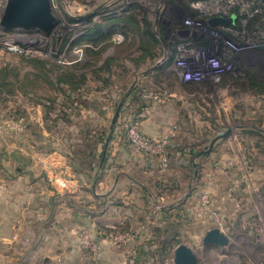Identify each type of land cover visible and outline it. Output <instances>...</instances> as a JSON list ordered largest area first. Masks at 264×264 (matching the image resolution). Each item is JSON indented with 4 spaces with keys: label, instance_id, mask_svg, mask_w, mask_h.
<instances>
[{
    "label": "crops",
    "instance_id": "crops-1",
    "mask_svg": "<svg viewBox=\"0 0 264 264\" xmlns=\"http://www.w3.org/2000/svg\"><path fill=\"white\" fill-rule=\"evenodd\" d=\"M121 1L98 3L94 11L104 8L95 15L97 17L92 16L93 23H67L65 29L73 28L75 38L82 36L80 40L84 45L99 49L102 43L95 45L83 35L88 33L86 29L100 27L106 32L112 26L122 27V21L104 20L113 11L116 13ZM100 14L104 19L97 21ZM85 18L90 17L85 14L74 19ZM147 22L152 26V36L136 35L129 39L130 47L124 45V41L102 52L97 63L86 72V84L78 92L71 95L67 85L60 86L65 95L64 106L61 107L59 101L60 104L51 107L45 100L37 107L29 106L23 118L29 127L26 137H0V264H80L86 256L80 247L83 227L92 233L108 227H128V231L136 233V240L122 247L106 241L101 264H125L134 249L139 250L144 258L140 264H144L167 232L179 231V226L186 225L187 221H200L212 224L206 232L219 228L226 234L213 213L224 216L221 222L226 217L231 218V214L238 213L239 217L240 206L252 205V197L259 200L264 195V160L258 141L264 136V94L248 96V100L254 99L253 109L244 111L241 117L254 118V124L260 125L257 130L253 132V128L242 126L218 140L211 152L197 157L218 137L215 130L212 134L207 120L192 115L196 106L208 113L200 100H209V94L199 92L198 87H182L177 74L172 76L171 49L175 42L165 35L164 29L166 33L167 29L161 19ZM139 26L144 27L141 20ZM156 55L158 58L153 60ZM72 56L80 65L91 60L84 51L81 59L74 52ZM120 76L123 80L118 84ZM173 78L174 88L168 90L178 97L174 95L171 102L144 103L131 97V93L138 90L167 86ZM175 87L180 89L177 91ZM223 89L228 91L229 87ZM119 105L122 108L112 131L111 123ZM48 106L54 111L48 112ZM146 108L149 110L140 131L147 137L170 139L172 155L167 171L161 170L156 157L130 152L124 121ZM248 134H254L256 142L252 143ZM227 161L234 166L229 167ZM195 162L198 178L194 179L191 190L189 185L185 197H179L176 190H184L180 182L185 173L194 174ZM218 165L225 170L219 178L220 186L210 211L201 220L188 219L184 212L196 204L200 185ZM244 176L249 181L229 199L225 191ZM166 178L173 180L172 190L167 186L169 189L162 195L157 183H163ZM159 197H164L165 202L173 197L175 200L158 211L154 202ZM169 217L176 223H171ZM158 234L161 236L157 237Z\"/></svg>",
    "mask_w": 264,
    "mask_h": 264
},
{
    "label": "rangeland",
    "instance_id": "rangeland-1",
    "mask_svg": "<svg viewBox=\"0 0 264 264\" xmlns=\"http://www.w3.org/2000/svg\"><path fill=\"white\" fill-rule=\"evenodd\" d=\"M106 1L107 0H52L54 13L57 16V24L54 30L49 34L24 30L6 31L0 28V76L4 77V72L10 71L11 75L9 72L7 79L12 84H15H13L12 87H8V89H1L0 121H25L23 118L24 115L26 116L28 114V107L33 105L37 107L39 104H42L43 100L49 102L51 107L60 103L61 107L62 105L64 106V93H59L51 88L43 87L42 81H38L29 87H20L22 82L26 83V79L33 80L35 78L33 75L39 73L37 72V69L32 67L29 62H26L24 58H40L45 60L57 59L58 61H61L58 56L62 54L61 49L63 48L66 35L74 32L73 28L65 29V26L63 25L64 23H68V17L70 16L75 18L85 14L87 15L94 11L98 3ZM5 3L6 0H0V17ZM147 6V9L144 11L142 10L139 14V19L141 21H143L144 18L148 21H155L158 17V13H160V17L162 16L163 12L159 2L156 4L151 2L148 3ZM101 19L103 20L104 17L100 14L97 21H101ZM220 19H230L231 23L235 22L234 16L231 18L220 17ZM164 33L165 35H168L165 29ZM73 35H75V32ZM11 47H19L24 52L22 54L20 52L11 51ZM56 52L58 54H56ZM46 54H49L50 56L46 57ZM54 56L57 58H54ZM248 60V72L256 73L264 78V50H259L257 54L253 55ZM126 64L128 65V63ZM14 73L18 74L17 78L14 77ZM2 80L3 79L0 77V82ZM122 80L123 78L120 76L117 81L118 84H121ZM132 80L131 75V82ZM224 86L229 87L228 91H224ZM178 89L175 87V90L178 91ZM165 90L175 95L170 90ZM197 90L201 93L209 92V100L205 98H203L204 102L200 100L201 104L203 103L205 105V109L208 113H204L201 107L196 106V112L192 115H195L194 117L199 120H207L212 126V134H215V130L218 136L220 133L224 134L229 129H233V131H235L242 126L248 129L253 128L252 130L254 132V126L260 127V125L258 126L256 123L254 124V118H246L245 120L241 118L244 111L250 112L251 109H253L251 103H254V99H251V97V100H248L249 97L259 92H254L252 94L245 93L237 86V82L231 78L223 81L220 79L219 82L212 84L211 89L204 84L198 85ZM134 93L135 92L131 93V97L134 96ZM175 96L178 97L177 93ZM191 97L194 98L193 96ZM222 107H226V109L224 110ZM52 111H54V108L51 109V112ZM30 112H33V108ZM249 135L250 134H248V137L252 139V143H254V141L256 142V140H254V134ZM4 136L16 137L17 135L13 131H6L3 134H0V137ZM259 138L260 139L258 141L264 160V136ZM191 177L192 181L190 180ZM194 177L195 171L194 174L192 172L184 174L183 179L180 182L181 186L183 185L184 190L182 192H180L179 189L176 190L179 192V197H185L190 185L189 180L193 185V182L195 181ZM167 178L169 179V176ZM167 178L163 180L162 184L170 186V189L172 190L171 185H173V180H168ZM238 180L242 183L249 181L245 176L244 178ZM203 185L204 183L200 185V187ZM174 200L175 197L171 199L169 198L166 202H164L165 206L173 203ZM251 203L253 204H245L244 206L239 207V211L242 213L239 217L238 213L231 214V218L226 217L225 221L221 222V219L222 221L224 220V216L222 217V215H220L219 222L221 225L219 226L224 228L226 235L229 237V244L226 247L220 248L216 246H209L205 248L203 245V237L206 234L207 227L212 224L200 221H187L186 225L179 226V231L174 230L175 232L178 231L176 235L174 234V231H171L162 236V239H160V242L155 246V248H153L152 254L148 257V260L145 261L144 264L173 263L174 247H171V249L167 252L168 254H164V256L159 254L158 251L160 249L161 242L168 245V243L174 240L180 244L185 243L190 245L198 255V264H264V195H262L259 200L256 198L253 200L252 197ZM241 211H245V213ZM169 220L172 221L171 223H176L175 220L171 218ZM232 229H234V232ZM160 236L161 235H159V237ZM122 246L123 245H117V247Z\"/></svg>",
    "mask_w": 264,
    "mask_h": 264
},
{
    "label": "built area",
    "instance_id": "built-area-1",
    "mask_svg": "<svg viewBox=\"0 0 264 264\" xmlns=\"http://www.w3.org/2000/svg\"><path fill=\"white\" fill-rule=\"evenodd\" d=\"M120 0H108L114 3ZM160 3L162 16L158 13L157 19H161L166 25L168 39L175 42L171 52L173 54V70L183 83L219 82L227 75H244L249 68V58L264 50V25L260 29L250 32L249 24L257 16H262L264 23V0H194L189 7L184 5L182 0H122L121 6L117 7L116 13H123L132 5H137L144 11L148 3ZM193 11V13L191 12ZM235 17V22L229 24H210L214 18ZM239 22V28L236 27ZM68 27L67 23L63 24ZM74 26V25H70ZM186 33V35H182ZM257 38V39H256ZM124 41L123 35H116L112 38L113 43ZM85 44L74 49V53L83 57ZM11 51L20 52L19 47H11ZM56 54H58L56 52ZM46 54V57H49ZM59 60L64 59V54L58 56ZM136 100L145 102L164 103L171 102L174 95L164 89L138 90L133 96ZM136 111L131 118L124 121L123 128L126 132L133 155H145L156 157L159 160L161 170L167 171L170 167V139L151 138L140 131V124L148 113ZM29 127L25 121H0V134L6 131H13L17 136L23 137L28 133ZM220 133L218 136H222ZM229 167L234 163L226 162ZM223 166H216L209 173L204 185L200 187L199 198L196 204L189 208L185 216L191 220H201L210 211L215 196L219 189V178L224 173ZM243 183L238 180L230 184L225 195L232 199L240 191ZM164 197L155 200V209L161 211L166 208ZM214 219L219 222V215L213 213ZM136 233L132 231H118L115 227H108L104 232L92 233L88 228L80 231V247L86 256L80 264H101V251L106 241L114 245H125L129 241H135ZM141 254L134 249L128 255L125 264H140Z\"/></svg>",
    "mask_w": 264,
    "mask_h": 264
},
{
    "label": "trees",
    "instance_id": "trees-1",
    "mask_svg": "<svg viewBox=\"0 0 264 264\" xmlns=\"http://www.w3.org/2000/svg\"><path fill=\"white\" fill-rule=\"evenodd\" d=\"M194 1V0H182L184 5L189 7V4ZM114 12V11H113ZM110 13V16L105 17L104 20L106 21H122L124 24L122 27L120 26L119 29L111 27L110 30L103 32L100 27L99 29L91 28V29H86L88 31L87 34L83 35L85 38H89L90 40L94 41L95 45L103 44L102 47L99 49H92L88 47H84V53L87 57H89L91 60L86 62L84 65L77 64V62L74 61V57L72 56V53L75 48L81 47L84 45V42L80 40V38H75L73 33H69L66 35L65 41L63 48L61 49V53L64 54V59L62 61H58L57 59L54 60H45V59H40V58H24L26 62H29L32 67L37 69L38 74H34L33 76L35 77L33 80H28L26 79V83L22 82L20 84V87H29L32 84H35L38 81H42L43 87H48L53 89L54 91H57L59 93L62 92V89L60 86L62 85H67L69 87V90L72 93L78 92V90L86 84L87 81V74L86 72L90 71V68L97 63L99 58L102 55V52L106 51L110 46H114L115 43L112 42V38L116 35H123L124 41L126 44L124 45H129L128 41L129 39H133L134 36L136 35H142V34H151L152 36V26L149 24L146 18L143 19V24L144 27L141 29L140 25V19H139V14L141 10L137 5H132L129 8V11L126 14H121L118 15L117 13ZM193 13V11H191ZM263 17L262 16H257L254 18L253 21L250 22L248 30L250 32L255 31L256 29H260L263 27L264 23L262 21ZM93 18H85L83 20H75L72 17H68L67 22L68 24H74L78 22H82L83 24H91ZM239 22H237L236 27L239 28ZM118 27V26H117ZM96 30V31H95ZM6 31H11V30H6ZM49 34V33H48ZM123 41V42H124ZM122 42V43H123ZM124 42V43H125ZM123 47V46H122ZM124 48H119V50H123ZM58 56V55H57ZM54 58H57L54 56ZM158 58V55L153 57V60H156ZM10 72V71H9ZM9 72H4V77L0 76L3 80L0 82V94H1V89L5 90L8 89V87H12L13 84L8 81L7 77L9 75ZM177 73L174 71L172 73L173 77H176ZM11 75V72H10ZM18 74L14 73V77L17 78ZM178 76V75H177ZM264 76V75H263ZM231 78L232 80L237 82V86L241 89V91L252 94L254 92H259L264 94V78L257 75L256 73H249L248 71L240 76V75H234V74H227L223 76L221 79L222 81L225 79ZM177 81V79H175ZM160 82V81H159ZM183 83V82H182ZM182 87L189 88L192 87V89L195 87H198L197 84L193 83H183ZM206 86H208L210 89L212 88V85L209 83H202ZM15 85V84H14ZM174 85V78L172 79V82L168 83L167 86H162L158 89H170ZM201 85V84H200ZM209 94V92H207ZM54 102V101H53ZM55 103V102H54ZM52 103V104H54ZM48 112L51 111V107H47ZM258 127L254 126V130H257ZM169 155L171 156L172 152L171 149H168ZM158 189L162 192V195L167 192L169 189L166 185L162 183H157ZM168 216V215H167ZM107 228L104 229H99V233H102L106 230ZM118 231H128L129 228H117ZM159 237V234L158 236ZM179 243H177L175 240L171 241L168 243V245H165L164 243L160 244V249H159V254L163 255L168 254L167 252L171 247H177ZM142 257V256H141ZM144 258L142 257L141 262ZM140 262V263H141ZM144 263V262H143Z\"/></svg>",
    "mask_w": 264,
    "mask_h": 264
},
{
    "label": "water",
    "instance_id": "water-1",
    "mask_svg": "<svg viewBox=\"0 0 264 264\" xmlns=\"http://www.w3.org/2000/svg\"><path fill=\"white\" fill-rule=\"evenodd\" d=\"M104 6L96 9L95 11L86 15V17L95 16L100 12ZM229 24L230 19L214 18L210 20V24ZM57 24V16L54 13L52 0H6L1 17L0 28L3 30H24V31H37L43 34L51 33ZM186 35V33H182ZM122 105L116 110L114 118L111 123V130L113 131L121 111ZM233 129L227 130L222 136L216 137L212 143L206 147L197 157L207 154L212 151L215 143L228 137ZM111 138V136H110ZM110 138L106 143V150L102 158V165L106 159L107 148ZM195 177L198 178L199 170L198 163L195 162ZM192 184H190V190ZM229 244V237L219 228H213L206 232L203 237L204 247L216 246L224 248ZM199 258L192 247L188 244L181 243L174 249L173 263L171 264H198Z\"/></svg>",
    "mask_w": 264,
    "mask_h": 264
}]
</instances>
